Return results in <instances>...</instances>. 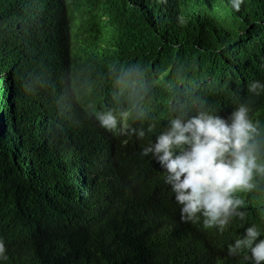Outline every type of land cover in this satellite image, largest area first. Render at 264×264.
Listing matches in <instances>:
<instances>
[{"label": "trees", "instance_id": "obj_1", "mask_svg": "<svg viewBox=\"0 0 264 264\" xmlns=\"http://www.w3.org/2000/svg\"><path fill=\"white\" fill-rule=\"evenodd\" d=\"M253 80L264 81V0L238 12L230 0H0L3 264H250L225 239L176 237L186 224L175 201L146 212L108 199V156L91 157L68 96L118 99L121 87L135 99L142 87L148 107L192 110L247 99L264 129ZM249 195L247 216L264 226V181Z\"/></svg>", "mask_w": 264, "mask_h": 264}, {"label": "clouds", "instance_id": "obj_2", "mask_svg": "<svg viewBox=\"0 0 264 264\" xmlns=\"http://www.w3.org/2000/svg\"><path fill=\"white\" fill-rule=\"evenodd\" d=\"M230 3L238 12L244 0ZM178 21L183 24V16ZM117 89L118 99L79 95L73 87L68 96L81 114L79 134L91 157L108 156L101 180L108 199L146 212L175 201L180 222L187 225L182 223L176 237L190 243L206 237L210 247L225 239L228 256L244 253L250 264H264V226L251 220L260 216H247L257 205L246 211L249 193L264 181V129L253 120L249 100L232 106L227 98L215 110L203 101L195 110L183 104L148 107L142 87L134 88L135 99L127 97L129 89ZM248 92L264 95V81H251ZM94 180L87 178L93 191ZM7 260L0 238V264Z\"/></svg>", "mask_w": 264, "mask_h": 264}, {"label": "bare ground", "instance_id": "obj_3", "mask_svg": "<svg viewBox=\"0 0 264 264\" xmlns=\"http://www.w3.org/2000/svg\"><path fill=\"white\" fill-rule=\"evenodd\" d=\"M78 7H80L81 8V5H78ZM123 68V67H122ZM121 69V68H120Z\"/></svg>", "mask_w": 264, "mask_h": 264}]
</instances>
